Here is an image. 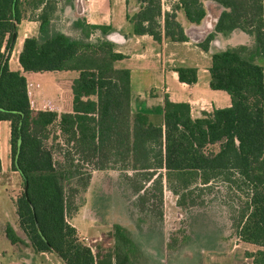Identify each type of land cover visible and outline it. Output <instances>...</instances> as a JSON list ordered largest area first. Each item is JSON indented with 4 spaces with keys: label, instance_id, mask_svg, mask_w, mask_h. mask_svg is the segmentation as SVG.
<instances>
[{
    "label": "trees",
    "instance_id": "1",
    "mask_svg": "<svg viewBox=\"0 0 264 264\" xmlns=\"http://www.w3.org/2000/svg\"><path fill=\"white\" fill-rule=\"evenodd\" d=\"M205 1L224 10L214 32L200 44L204 51L218 34L240 30L254 37L251 46L212 55L211 88L227 92L232 106L194 118L189 104L166 97L163 121L155 123L146 114L132 113L131 71L115 66L125 56L107 39L112 26L76 18L81 37L71 38L52 30L59 0H0V122H12L13 169L24 183L19 225L37 252L54 253L65 264L136 263L130 251L121 249L97 256L68 221L75 197L90 184L92 170L119 167L133 172L127 178L135 183L143 204L154 191L163 205L165 178L179 206L188 204L192 191L218 179L236 186L240 182L239 189L249 187L252 199L239 236L261 248L250 255L252 264H264V0H179L171 11H165L163 0H126V20L136 36L149 35L158 43L187 42L178 12L199 25L207 16ZM131 2L138 8L134 13L129 11ZM28 9L40 10V35L25 40L20 64L25 72H78L72 112L33 110L27 78L10 69L18 25ZM99 30L103 36L97 38ZM176 71L181 82L197 83V68ZM66 102L70 107L72 101ZM55 125L73 149V156L64 161L57 160L54 147L46 143ZM6 234L13 244L22 241L11 225Z\"/></svg>",
    "mask_w": 264,
    "mask_h": 264
},
{
    "label": "rangeland",
    "instance_id": "2",
    "mask_svg": "<svg viewBox=\"0 0 264 264\" xmlns=\"http://www.w3.org/2000/svg\"><path fill=\"white\" fill-rule=\"evenodd\" d=\"M167 1L165 0L166 4ZM62 7L61 4L59 9ZM136 8L137 5L131 2L129 11L134 13ZM210 11L213 14L217 13L215 8ZM72 19L74 18L71 15L66 16L60 11L57 16L55 15L52 30H62L71 38L81 37ZM95 36L102 37L103 32L99 30ZM55 77L64 90V93H60L61 98L58 99L60 104L56 102L55 105L65 111L69 107L67 98L71 101L74 98V82L79 78V73L64 71ZM45 78L42 80L38 76H31V82L45 86ZM71 81L73 86H65L68 82L71 84ZM48 89H41L45 98L51 97ZM68 90L71 97L68 96ZM35 101L37 105V99ZM38 107L49 108L45 107L44 103ZM50 129L51 137L46 143L49 148L54 147L56 159L64 161L69 154L73 156L72 147L65 144L58 127L55 125ZM215 148L218 149V146ZM86 168L91 169L92 166L87 165ZM127 175L134 174L132 171L125 172L119 167L92 170L89 186L81 190L74 199V210L69 214L68 221L76 227L79 237L97 256L103 257L121 249L130 251L135 256V264L253 263L250 255L261 248L245 243L239 236L244 215L248 214L247 205L252 199L249 187L243 185V188L239 189L238 181L236 186L218 179L208 188L192 191L187 198L188 204L179 206L178 197L169 189L165 178L161 206L158 193L154 191H150L147 196L148 201L143 204L136 193L135 183L128 180ZM23 193L24 183L20 194L16 196V209ZM7 210L12 211L11 207H7ZM12 213L14 215L7 219L15 223L14 230L21 240L27 241V235L18 223L19 219L17 221L15 213L13 211ZM0 214H4L2 210ZM3 221L4 218H0V235L4 231L6 233L7 227L4 226ZM5 241L0 243L2 247L5 243L10 245L9 241ZM20 248L25 251L23 255H27L29 259L27 262L21 258L22 264H35L37 258H33L31 247L20 244ZM43 257L45 260L43 264H65L56 254L53 256L47 254ZM21 259L0 256V264H19Z\"/></svg>",
    "mask_w": 264,
    "mask_h": 264
},
{
    "label": "crops",
    "instance_id": "3",
    "mask_svg": "<svg viewBox=\"0 0 264 264\" xmlns=\"http://www.w3.org/2000/svg\"><path fill=\"white\" fill-rule=\"evenodd\" d=\"M59 1L58 8L61 4L63 7L58 9L56 16L60 11H63L66 16L71 15L74 19L80 18L86 20L89 24L106 25L114 28V31L108 34L107 39L115 44L118 53L125 56V59L115 63L116 68L131 71V109L133 114L143 113L148 115L151 121L162 123L166 97H169L173 103L189 104L194 118L211 114L215 109L232 106V99L227 92L211 88L209 69L212 65V55L231 47L251 46L254 44V37L240 30L227 35L218 34L211 43L209 51H204L200 44L204 42L210 33L214 32L218 19L224 10L219 4L205 1L207 16L199 25L190 23L183 11L178 12V20L183 25L189 41L171 42L164 39L162 43H158L152 36H136L133 34V26L126 20V0H74L71 5L65 4L66 0ZM176 1L179 0H168L166 4L163 0L165 11H171L172 4ZM212 8H215L217 13H211ZM39 14L40 10L33 12L32 9H28L25 13V19L18 25L16 42L9 62L10 69L22 72L27 78L33 110H52L59 114L72 112L73 100L71 106L67 107L65 111L55 105L56 102L60 104V101H58L62 96L60 93H64L60 81H57L58 79L55 76L64 72H25L20 64V54L23 51L25 40L40 35V22L37 21ZM5 48L6 43L2 51H5ZM177 67L197 68V83L188 85L181 82L176 71ZM31 76H38L40 79L47 76L44 80L45 86H41L34 81L31 82ZM72 82L71 84L68 82L65 86H73ZM42 87L49 88L51 97L45 98L42 95ZM35 99H37V105H35ZM43 103L45 107L49 108L38 107L42 106ZM12 148V122L9 120L1 121L0 210L4 214H0V218H4V226L11 225L15 229V223L7 218L14 215L13 211L17 221L19 219L16 214L15 200L23 188V180L21 174L13 169ZM7 207H11L12 211H8ZM5 240L9 241L10 245H6L7 243H5V246L3 244V247L0 245L1 257H19L29 262L28 256L23 255L25 251L20 248V244L31 247L33 258H37L35 264H43L45 261L43 256L47 254L54 255V253L37 252L31 246L29 240H22L13 244L4 231L0 235V243L6 242ZM23 260L21 259L19 264H22Z\"/></svg>",
    "mask_w": 264,
    "mask_h": 264
},
{
    "label": "water",
    "instance_id": "4",
    "mask_svg": "<svg viewBox=\"0 0 264 264\" xmlns=\"http://www.w3.org/2000/svg\"><path fill=\"white\" fill-rule=\"evenodd\" d=\"M27 190V187L25 188V191Z\"/></svg>",
    "mask_w": 264,
    "mask_h": 264
}]
</instances>
